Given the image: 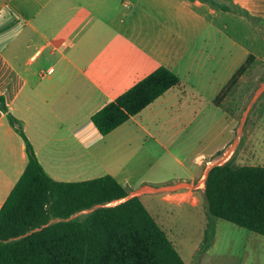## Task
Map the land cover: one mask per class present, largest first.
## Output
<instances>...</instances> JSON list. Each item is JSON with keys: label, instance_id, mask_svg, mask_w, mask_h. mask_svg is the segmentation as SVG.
Returning a JSON list of instances; mask_svg holds the SVG:
<instances>
[{"label": "crops", "instance_id": "crops-1", "mask_svg": "<svg viewBox=\"0 0 264 264\" xmlns=\"http://www.w3.org/2000/svg\"><path fill=\"white\" fill-rule=\"evenodd\" d=\"M217 1L240 6L258 17L264 29V0ZM244 25L251 39L264 43L246 16L206 0H0V208L28 163L25 140L2 109L4 102L54 180L110 174L125 187L127 198L162 193L163 200L179 207L189 204L201 215L196 190H204L197 187L212 165L234 159L239 165L264 166L245 164L244 131L237 128L238 135L210 153L222 151L218 162L206 165L200 159H209L205 153L197 155V164L204 167L199 178L190 167L184 168L188 176H164L163 165L148 163L147 154L137 148L146 130L138 119L156 116L159 108L167 110L188 96L186 86L199 89L193 77L208 78L207 88L217 97L228 83V36L240 44L229 29L237 36ZM243 47L246 55H260V47ZM160 66L178 74L180 85L102 135L92 115ZM149 125L156 131L161 127L150 119ZM155 142L162 146L157 138ZM230 145L234 148L228 150ZM154 188L158 191L150 190ZM154 212L165 223L175 210L157 207ZM161 227L173 244L180 243L173 229Z\"/></svg>", "mask_w": 264, "mask_h": 264}, {"label": "trees", "instance_id": "trees-1", "mask_svg": "<svg viewBox=\"0 0 264 264\" xmlns=\"http://www.w3.org/2000/svg\"><path fill=\"white\" fill-rule=\"evenodd\" d=\"M206 1L246 16L264 32L260 19L240 6ZM256 60L249 54L215 98L217 106L223 107V97ZM180 83L178 74L160 66L95 112L92 121L107 135ZM1 107L25 140L28 163L0 208V264H187L140 196L127 198L125 187L110 174L54 180L21 122L4 102ZM203 198L206 226L197 261L213 245L217 218L264 236V166L239 165L234 159L213 165Z\"/></svg>", "mask_w": 264, "mask_h": 264}, {"label": "rangeland", "instance_id": "rangeland-1", "mask_svg": "<svg viewBox=\"0 0 264 264\" xmlns=\"http://www.w3.org/2000/svg\"><path fill=\"white\" fill-rule=\"evenodd\" d=\"M245 27L244 25V29L241 28L237 36L230 29L229 32L243 46L260 47V55H255L256 62L242 74L238 86L223 97L224 110L214 105L216 95L214 89L212 91L207 88L209 79L193 77L195 81L193 83L199 89L191 91L188 89L190 86H186L188 96L177 99L174 105L171 103L167 110L161 111L159 108L156 116L138 119L146 130H144V136L140 137V145L137 148L141 150L140 154H147L148 163L163 165L160 170L164 176L172 174L188 176L184 168L190 167L196 179L199 178L204 167L197 164V155L205 153L206 158L218 162L217 157H223L222 151L213 156L210 153L226 140H231L236 134L238 135L237 128L245 133L241 144V148L244 146L245 164H264V43L256 42L254 38L251 39ZM261 33L264 35V32L261 31ZM240 44L235 43L234 38L228 36L225 82H228L249 56L244 53V47ZM218 80H220L219 74ZM149 119L157 121L161 127L156 131L149 125ZM242 122L243 125H241ZM246 131H250V134L246 135ZM155 138L162 142V146L156 144ZM232 148L234 145H230L228 150ZM150 190L155 191V189ZM196 192L200 197H198L199 203L197 201L195 204L202 211L201 215L189 204L179 207L163 200L162 193L146 195L141 199L163 227L168 225L174 230L176 237L180 240V243H174V246L188 264H199L194 254L196 255L202 242L206 226L204 190L197 189ZM118 202L120 201L111 204ZM157 207L167 210L174 209L175 212L170 213L166 218L167 221L163 223L155 215L154 210ZM94 208L78 212L73 217L82 216ZM169 235L172 236L170 232ZM204 264H264V236L217 218L212 250Z\"/></svg>", "mask_w": 264, "mask_h": 264}, {"label": "built area", "instance_id": "built-area-1", "mask_svg": "<svg viewBox=\"0 0 264 264\" xmlns=\"http://www.w3.org/2000/svg\"><path fill=\"white\" fill-rule=\"evenodd\" d=\"M50 71H52V68L50 69ZM200 159L203 160V162H205L206 165H210V164H212V162H213L211 159H205L204 157H202V158H200ZM206 176H207V175H206ZM205 180H206V177H205V175H204V176H202V178L200 179V184L198 185L197 188H202V187L205 188Z\"/></svg>", "mask_w": 264, "mask_h": 264}, {"label": "water", "instance_id": "water-1", "mask_svg": "<svg viewBox=\"0 0 264 264\" xmlns=\"http://www.w3.org/2000/svg\"><path fill=\"white\" fill-rule=\"evenodd\" d=\"M155 189V191H158V189H156V188H154ZM160 190V189H159Z\"/></svg>", "mask_w": 264, "mask_h": 264}]
</instances>
